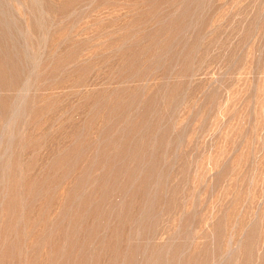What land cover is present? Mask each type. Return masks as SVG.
Returning a JSON list of instances; mask_svg holds the SVG:
<instances>
[{"label":"rangeland","instance_id":"obj_1","mask_svg":"<svg viewBox=\"0 0 264 264\" xmlns=\"http://www.w3.org/2000/svg\"><path fill=\"white\" fill-rule=\"evenodd\" d=\"M0 55V264H264V0H0Z\"/></svg>","mask_w":264,"mask_h":264},{"label":"bare ground","instance_id":"obj_2","mask_svg":"<svg viewBox=\"0 0 264 264\" xmlns=\"http://www.w3.org/2000/svg\"><path fill=\"white\" fill-rule=\"evenodd\" d=\"M3 28V27H2ZM7 34V33H6ZM9 44V43H8ZM1 56V55H0ZM2 59V58H1ZM10 63V62H9ZM18 73V72H17ZM13 106V105H12ZM2 128V127H1ZM147 164V163H146ZM131 210V209H130Z\"/></svg>","mask_w":264,"mask_h":264}]
</instances>
